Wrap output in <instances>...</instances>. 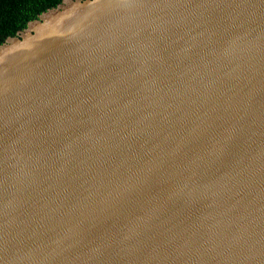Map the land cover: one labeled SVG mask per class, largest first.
<instances>
[{
	"label": "water",
	"instance_id": "water-1",
	"mask_svg": "<svg viewBox=\"0 0 264 264\" xmlns=\"http://www.w3.org/2000/svg\"><path fill=\"white\" fill-rule=\"evenodd\" d=\"M0 264H264V0H63L0 44Z\"/></svg>",
	"mask_w": 264,
	"mask_h": 264
},
{
	"label": "trees",
	"instance_id": "trees-1",
	"mask_svg": "<svg viewBox=\"0 0 264 264\" xmlns=\"http://www.w3.org/2000/svg\"><path fill=\"white\" fill-rule=\"evenodd\" d=\"M63 0H0V44L24 30L27 24Z\"/></svg>",
	"mask_w": 264,
	"mask_h": 264
}]
</instances>
